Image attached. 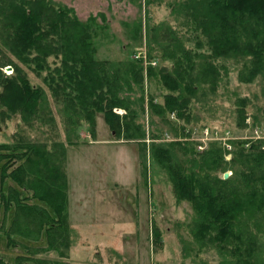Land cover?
Here are the masks:
<instances>
[{
	"label": "trees",
	"instance_id": "trees-1",
	"mask_svg": "<svg viewBox=\"0 0 264 264\" xmlns=\"http://www.w3.org/2000/svg\"><path fill=\"white\" fill-rule=\"evenodd\" d=\"M153 1H144L145 11ZM169 6L170 15L178 22L176 28H185L194 37L196 48L207 46L209 53L188 49L171 25L166 27L161 22L150 26L146 21L143 26L140 20L131 34L133 45L126 47H134L136 50H131L136 54L145 38L146 57L99 58L96 37L101 25L97 17L102 13L82 21L75 10L52 0H0V55L5 58L9 52L23 64H34L36 70L44 69L50 56L60 59L48 86L60 101L67 130L70 126L76 132L86 123L93 133L100 113L118 138L145 142L151 126L149 115L163 120L167 115L168 120L184 119L188 123L192 102L198 101L199 95L217 92L229 70L216 60L242 59L238 73L242 83L264 77V0H174ZM156 47L163 53L159 59L152 56ZM152 81L160 85L162 94L146 90L145 85ZM43 99V89L31 85L18 65L10 77L0 69L2 122L19 115L21 122L32 124L41 117ZM247 102V98L236 100L237 125L245 126ZM114 109H123L124 114ZM152 137L151 164L155 162L167 172L176 201H187L195 210L192 235L198 245L217 247L229 254L234 257L230 264H264L259 246L264 236V141H251L248 146L245 140L231 141L235 149L233 173L223 178L215 172L224 161L218 142L198 151L193 144L188 147L182 141L165 140V133ZM65 138L72 143L70 136ZM65 141L49 146L22 137L0 143V211L4 214L0 231L8 245L28 248L25 240L38 242L42 238L46 245L35 247L38 252L50 251L57 240L64 249L71 245L66 234L73 230L67 218ZM178 148L190 156L202 154V162L209 158L208 166L199 168L197 159L180 157ZM5 180L16 187L4 193L1 187ZM9 211L11 224L5 229L3 220ZM235 241L237 244H232ZM65 256L60 253V257ZM0 264L10 263L0 259ZM12 264L54 263L17 255Z\"/></svg>",
	"mask_w": 264,
	"mask_h": 264
},
{
	"label": "rangeland",
	"instance_id": "rangeland-1",
	"mask_svg": "<svg viewBox=\"0 0 264 264\" xmlns=\"http://www.w3.org/2000/svg\"><path fill=\"white\" fill-rule=\"evenodd\" d=\"M52 1L75 10L82 21L89 15L102 13L97 17L101 28L97 29L98 35L95 36L99 58L135 57L132 53L134 47L129 48L126 45H133L131 34L135 23L140 20L142 25L146 21L150 26H158L161 22L165 26L171 25L177 29L188 49L209 53L207 46L196 48L194 37L185 28H176L178 22L170 15L169 6L174 0H154L146 9L147 12L145 0ZM188 37L190 40H186ZM140 44L139 52L146 55L145 38ZM153 55L159 59L163 53L156 47L152 51ZM7 58L12 62L7 61ZM217 61L228 66V74L223 76L215 94L199 95V100L192 102L189 122L175 118L168 120L167 115L163 120L158 115L151 114V126L148 127L146 140L138 142L118 138L100 113L96 116L93 133L87 129L86 123L76 132L73 131L77 129L71 130L70 126L69 130L66 129L60 114V101L54 98L48 86L49 76L60 65L59 58L48 57L47 66L36 70L34 64H23L9 52L5 58L0 55V62L12 67L13 72L8 77L13 76L14 67L18 65L31 85L44 91L39 113L41 117L32 124L21 122L19 115H14L7 121L0 120V143L16 142L23 137L50 146L55 141H65V136H70L72 143L65 141L67 144L61 150L64 153V167L70 182L78 190L79 197H82L79 201L84 207L83 211L79 210L78 215H73L75 222L84 223L79 230L82 231L81 236L69 229L66 233L71 242L70 246L73 245L71 249H75H69L70 246L64 249L57 240L50 251L38 252L35 247L45 246L44 238L38 242L24 241L28 248L23 249L21 245H7L6 236L0 234V259L10 264L17 255L41 257L54 264H230L234 257L229 254L220 252L217 247L198 245L192 235L195 210L187 201H176L167 172L155 162L151 164V157L149 158L152 135L157 138L159 133H165V140L169 142L182 141L188 147L191 144L197 147L202 135L201 129L204 127L224 131L232 140L244 141L251 134L249 124H264V77L260 75L251 83H242L238 79L242 59L235 60L236 62L223 59ZM163 63L170 65L169 61ZM145 86L153 95L162 94L163 89L156 81ZM238 98L248 99L245 126L237 125ZM161 100L158 97V101ZM115 112L124 114L123 109ZM156 140L153 141L157 142ZM210 142L217 141L211 139ZM210 142H207L206 147ZM222 147L224 161L215 172L225 178V173H228V177L233 173L232 152L235 149ZM176 151L182 158L197 159L201 163L199 168H205L210 162L209 158L202 162L203 156L199 153L190 156L183 154L179 148ZM155 228L159 236H156ZM261 228L264 230V225ZM260 241L259 246L263 249V259H260L264 261V236L260 237ZM232 244L236 245L237 242ZM63 252L66 256L60 257Z\"/></svg>",
	"mask_w": 264,
	"mask_h": 264
},
{
	"label": "crops",
	"instance_id": "crops-1",
	"mask_svg": "<svg viewBox=\"0 0 264 264\" xmlns=\"http://www.w3.org/2000/svg\"><path fill=\"white\" fill-rule=\"evenodd\" d=\"M97 133V132H96ZM8 142V141H7ZM66 175H67V196H68V207H67V218H68V224H69V227L74 231V232H77V234L79 236H81L82 234V231L80 232V228L82 227V225L84 224L83 222L78 224L77 222H75V220L73 219V215L79 213V210H82L83 211V205H81V201L79 200H82V197H79V192L78 190L76 189V187L70 182V179H69V175L66 171ZM16 187L14 185V183L10 180H5V182L3 183L1 189L4 193H6L7 191H11L12 188ZM4 216L3 212L0 211V220H2L1 218ZM80 217V216H79ZM11 219H12V214L11 212L9 211L7 214H5V219L3 220L4 223H5V229H7L9 227V225L11 224ZM88 225H90V223L88 222ZM84 229V227H83ZM85 230H89V229H85ZM83 232H87V231H83ZM0 234H3L1 231H0ZM7 241V239H6ZM27 241V240H25ZM7 245H8V242H7ZM20 244H17L16 246L17 247H20L18 246ZM26 245V244H25ZM10 246V245H9ZM22 246V245H21ZM27 246V245H26ZM73 246V245H72ZM69 249H71V247ZM23 248V247H22ZM24 249V248H23ZM75 249V247H73L71 250ZM7 262V261H6Z\"/></svg>",
	"mask_w": 264,
	"mask_h": 264
},
{
	"label": "built area",
	"instance_id": "built-area-1",
	"mask_svg": "<svg viewBox=\"0 0 264 264\" xmlns=\"http://www.w3.org/2000/svg\"><path fill=\"white\" fill-rule=\"evenodd\" d=\"M139 56H142L141 53H137L135 55L136 58H138ZM1 70L8 76L11 75L13 72L12 67L9 65L1 67ZM116 110L118 112V110H120V109H115V111ZM249 127L251 128V134H250L248 139H245V140H248V142L245 144L246 146H248L251 141H257V140L264 141V124L263 125L249 124ZM201 134L202 135H201V138L199 140L200 143H198V145H197L198 150L205 149L207 142H210L211 139H215L217 142L222 144V146H224L227 149L232 148L231 141H233L232 140L233 138L230 139L228 133H226L224 131L222 132V131H218L216 129H212L209 127H204L201 129Z\"/></svg>",
	"mask_w": 264,
	"mask_h": 264
},
{
	"label": "water",
	"instance_id": "water-1",
	"mask_svg": "<svg viewBox=\"0 0 264 264\" xmlns=\"http://www.w3.org/2000/svg\"><path fill=\"white\" fill-rule=\"evenodd\" d=\"M224 177H225V178L228 177V173H225V174H224Z\"/></svg>",
	"mask_w": 264,
	"mask_h": 264
}]
</instances>
